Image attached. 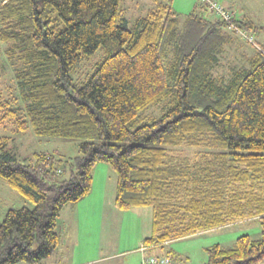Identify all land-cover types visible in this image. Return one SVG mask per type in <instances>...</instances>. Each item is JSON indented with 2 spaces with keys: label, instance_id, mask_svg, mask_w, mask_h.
<instances>
[{
  "label": "trees",
  "instance_id": "1",
  "mask_svg": "<svg viewBox=\"0 0 264 264\" xmlns=\"http://www.w3.org/2000/svg\"><path fill=\"white\" fill-rule=\"evenodd\" d=\"M152 1L130 28L121 0H1L0 42L24 105L0 96V123L80 143L72 158L38 152L22 163L0 139V179L32 204L6 210L0 264L49 258L60 210L90 192L98 162L117 177L116 208L151 209L143 243L257 220V240L245 233L231 247L214 244L205 264H262L264 49L225 80L215 67L234 33L198 3L181 15ZM233 22L245 33L264 29L248 16ZM97 52L74 80L70 73ZM151 106L161 113H146ZM185 146L199 150L174 151Z\"/></svg>",
  "mask_w": 264,
  "mask_h": 264
},
{
  "label": "rangeland",
  "instance_id": "2",
  "mask_svg": "<svg viewBox=\"0 0 264 264\" xmlns=\"http://www.w3.org/2000/svg\"><path fill=\"white\" fill-rule=\"evenodd\" d=\"M164 2H170L173 10L181 15H188L194 8L195 0H162ZM1 2V0H0ZM123 5V16L126 21V25L130 28L133 27L135 21L139 17L145 16L148 9L154 7L152 0H121ZM220 4V3H219ZM230 6L237 11V15H240V7L246 13L256 25H264V0H230ZM223 8L224 6L220 4ZM229 11V10H228ZM232 12V11H231ZM234 13V12H233ZM214 17V16H213ZM213 17H208L213 19ZM234 17H237L234 15ZM240 18V17H237ZM234 37L232 42L226 45L224 53L220 54L222 65L215 67V75H222L223 79L227 80L232 70L238 67H249L248 59L255 52L257 48L264 49V29L249 30L245 34L250 39L243 37L242 33L228 31ZM5 43L0 42V96L7 100H15L14 106L22 107L24 105V99L21 98L20 88L16 83V79L13 75L14 66L10 64L7 56L4 54ZM99 56V52L91 55L90 59L84 64L82 68L70 73L74 80L85 78L86 73L90 72V66L95 63ZM83 75V76H82ZM146 113H150L153 116H158L161 113L160 106H151ZM6 137V140L5 138ZM0 139L6 141L7 148L16 156L20 162L27 163L32 157L33 153L44 152L54 155L57 159H68L78 154L79 140L71 138H58L54 136H40L33 133L29 127L22 132H13L11 123L3 121L0 123ZM181 153L183 156H193L198 148L194 149L188 146L174 148V151ZM202 150V149H201ZM204 150V149H203ZM103 167L106 170H103ZM93 195L99 189H105V200L108 201L112 198L115 192L116 175L110 168L109 164L98 162L93 173ZM102 187V188H101ZM94 198V197H93ZM114 201V200H113ZM30 201H26L21 194L12 189L6 181L0 179V222L5 216V212L8 208H17L20 206H31ZM105 221V236L94 232H87L83 238L95 245L100 243L103 248L102 254L106 253H120L121 256L112 258L101 264H141L144 256L148 254L167 253V251L173 252L176 255L175 258L184 260L185 264H205L208 254V249L214 244H219L223 247H231L234 244L237 236L242 234H248L253 240H257L260 237V225L258 221L249 220L243 223H234L232 225L222 226L220 228H213L207 231H200L199 233L191 234L187 237L178 238L172 241H166V245L158 248L157 251H146V255L138 251L139 242L134 241L135 233L130 230L121 218L111 220V217ZM95 229V228H93ZM68 230V229H67ZM70 232V230H68ZM100 239V240H99ZM88 241V242H89ZM108 241H114L116 245H109ZM96 242V243H95ZM165 244V243H164ZM159 246V245H157ZM56 250L49 256L42 260V262L35 264H65L64 261L56 260ZM109 253V254H110ZM144 255V256H143ZM98 257V256H92ZM77 260H83L86 262L89 256L85 255L77 257ZM75 261V258H72ZM179 259V261H180ZM69 261V258L68 260ZM181 262V261H180ZM20 264H28L20 262ZM85 264V263H81ZM264 264V260L262 262Z\"/></svg>",
  "mask_w": 264,
  "mask_h": 264
},
{
  "label": "crops",
  "instance_id": "3",
  "mask_svg": "<svg viewBox=\"0 0 264 264\" xmlns=\"http://www.w3.org/2000/svg\"><path fill=\"white\" fill-rule=\"evenodd\" d=\"M220 4H222L226 9L229 11L234 12V14L237 17L247 16L245 15L244 11L240 7V15L238 16L236 13L237 11L234 10L230 6V0H217ZM197 2L194 3V7L196 6ZM204 17H213L211 12L207 10L201 11ZM221 52L222 54L225 51ZM221 60V57H220ZM222 65V61H219L218 67ZM97 165V163H96ZM95 165V167H96ZM94 167V169H95ZM111 168V167H110ZM94 169L92 172V175L94 173ZM103 170L105 171L106 168L103 167ZM93 185V181H92ZM91 185V187H92ZM102 188V187H101ZM93 187L91 188L90 192L86 194L84 197H82L80 200L74 202V203H67L63 206V208L60 210V214L58 217V224H57V232L60 235V243L59 246L56 248V260L64 261L65 264H101L102 262H105L107 260H110L112 258H116L121 256L120 253H106L102 254L103 248L100 245V243H96L93 245L89 240H84L83 236L89 232H94L96 235L101 234L105 236V233L103 232L105 229V217L108 218L111 217V220L121 218L124 223L129 227L130 230H133L135 233L134 235V241L139 242V248L138 251L140 253L146 255L144 252L148 251H157L158 248H160L163 245H149L143 243V239L147 236H149L152 232L151 230V209L149 207H132L129 210H119L114 205V195L115 192L112 195V198L108 201L105 200V189H99V191L96 193L97 198L95 200L96 196L93 195ZM116 191V188H115ZM94 197V198H93ZM109 221V220H108ZM114 221V220H113ZM249 221V220H245ZM245 221H236L234 223H243ZM232 225V224H229ZM227 226V225H225ZM95 228V229H93ZM70 230V232L68 230ZM100 240V239H99ZM89 241V242H88ZM109 245H116L114 241H108ZM146 246L143 251L140 249ZM55 249V250H56ZM165 253H156L153 255H161ZM85 255L88 258L86 262H81L83 260H77L79 256ZM143 255V256H144ZM152 255V254H148ZM92 256H98V257H92ZM69 261H66L68 260ZM75 258V261L72 259Z\"/></svg>",
  "mask_w": 264,
  "mask_h": 264
},
{
  "label": "built area",
  "instance_id": "4",
  "mask_svg": "<svg viewBox=\"0 0 264 264\" xmlns=\"http://www.w3.org/2000/svg\"><path fill=\"white\" fill-rule=\"evenodd\" d=\"M197 3L205 8L207 11L211 12L216 18L224 23V29L227 31L239 32L242 33L243 37L247 40L250 39L247 37L244 31L237 28V26L233 22L234 13L228 11L225 7L223 8L217 0H195ZM146 246L141 248L140 250L143 251ZM141 264H185L184 262H180L171 254H161V255H147L144 256L142 259Z\"/></svg>",
  "mask_w": 264,
  "mask_h": 264
}]
</instances>
